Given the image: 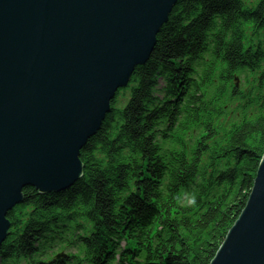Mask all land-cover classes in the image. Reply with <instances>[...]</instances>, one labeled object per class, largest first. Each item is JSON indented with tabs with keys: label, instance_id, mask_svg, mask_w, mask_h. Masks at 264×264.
<instances>
[{
	"label": "trees",
	"instance_id": "16d2710c",
	"mask_svg": "<svg viewBox=\"0 0 264 264\" xmlns=\"http://www.w3.org/2000/svg\"><path fill=\"white\" fill-rule=\"evenodd\" d=\"M263 154L264 0H179L80 179L8 212L0 264H210Z\"/></svg>",
	"mask_w": 264,
	"mask_h": 264
},
{
	"label": "water",
	"instance_id": "95a60500",
	"mask_svg": "<svg viewBox=\"0 0 264 264\" xmlns=\"http://www.w3.org/2000/svg\"><path fill=\"white\" fill-rule=\"evenodd\" d=\"M178 1L0 0V247L24 189L57 193L80 179L81 150ZM210 264H264V154Z\"/></svg>",
	"mask_w": 264,
	"mask_h": 264
},
{
	"label": "rangeland",
	"instance_id": "374dc122",
	"mask_svg": "<svg viewBox=\"0 0 264 264\" xmlns=\"http://www.w3.org/2000/svg\"><path fill=\"white\" fill-rule=\"evenodd\" d=\"M61 253H62V254H63V253H64V254H67L65 251H64V252H61ZM61 253H60V254H61Z\"/></svg>",
	"mask_w": 264,
	"mask_h": 264
},
{
	"label": "clouds",
	"instance_id": "9594fccd",
	"mask_svg": "<svg viewBox=\"0 0 264 264\" xmlns=\"http://www.w3.org/2000/svg\"><path fill=\"white\" fill-rule=\"evenodd\" d=\"M195 201L193 200L192 203H194Z\"/></svg>",
	"mask_w": 264,
	"mask_h": 264
},
{
	"label": "bare ground",
	"instance_id": "6f19581e",
	"mask_svg": "<svg viewBox=\"0 0 264 264\" xmlns=\"http://www.w3.org/2000/svg\"><path fill=\"white\" fill-rule=\"evenodd\" d=\"M156 44H157V42H156ZM153 53V52H152Z\"/></svg>",
	"mask_w": 264,
	"mask_h": 264
}]
</instances>
